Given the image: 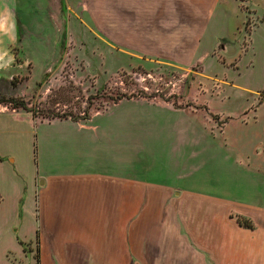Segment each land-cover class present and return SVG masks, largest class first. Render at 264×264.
I'll use <instances>...</instances> for the list:
<instances>
[{"label":"rangeland","instance_id":"obj_1","mask_svg":"<svg viewBox=\"0 0 264 264\" xmlns=\"http://www.w3.org/2000/svg\"><path fill=\"white\" fill-rule=\"evenodd\" d=\"M139 1L143 31L113 22L105 2L16 0L19 33L0 47V92L27 109L0 104V264H39L33 190L62 173L82 184L63 211L76 214L61 221L67 238L83 226L110 246L120 220L102 217L87 181L127 168L163 185L164 215L189 191L212 192L230 207L223 223L264 230L240 200L264 196V174L254 179L264 167V0H191L199 20L179 0ZM176 15L200 32L182 33ZM157 218L133 228L135 253Z\"/></svg>","mask_w":264,"mask_h":264},{"label":"crops","instance_id":"obj_2","mask_svg":"<svg viewBox=\"0 0 264 264\" xmlns=\"http://www.w3.org/2000/svg\"><path fill=\"white\" fill-rule=\"evenodd\" d=\"M95 1L111 5L112 20L117 25L143 28L142 31L147 27L150 28V22H141L149 19L138 10L137 5L142 3L139 0ZM179 1L199 20L198 16L202 15V11L195 6L196 3L191 0ZM16 18V0H0V47L6 45L7 38H16ZM174 19L178 22L177 28L181 27L180 31L182 33L185 31L184 34L186 29L189 32L200 30L199 28L193 30L195 29L192 26L193 23L190 25V20H181L179 15H176ZM158 20L159 24L165 23L166 14L159 16ZM163 30L166 31L165 33L174 32L166 27ZM147 31L151 34L150 29ZM155 39L157 38L153 40ZM259 166L254 172V179L258 182L264 174V167L259 168ZM128 170L127 168L126 174H115L113 178L87 181L88 185L94 186L93 191L90 192V195L93 193V196H90V202H95L102 212V217L110 218L111 224L112 220L116 221V226L120 220L121 226L112 230L110 228L112 236L110 246L104 243L107 239L105 235L100 234L94 238L83 226L77 227L75 231L78 233L73 235L74 237L70 234L69 238L64 237L68 231H64L61 221L66 218V215L71 217L75 211L70 212L71 216L68 210L66 213L63 211H65L66 203L77 200L81 195L80 181L72 182L69 179L70 175L62 173L55 181H51L50 178L44 179L42 186H39L36 191L33 190L39 200L37 230L39 264H103L109 253L111 258H108L107 263L104 264H264L263 227L253 229L252 225L251 228H247L244 225L243 227L232 226L230 221L223 223L224 210L229 206L224 204L219 194L212 192L204 194L198 190L189 191L187 195L176 200L170 212L164 215L160 209V204L166 202L163 185L149 180L136 181L133 169L130 172V178ZM104 176L110 175L104 174ZM4 180L0 178L1 185L4 184ZM49 199L53 204L47 205ZM16 200L21 207L20 193ZM240 200L244 202V209L252 212L257 218L256 222L262 226L264 196L256 192L252 201ZM16 211L17 209L14 214ZM19 216H22L21 210H19ZM73 216L75 218L76 214ZM155 216L158 217L156 224H154L156 220L152 222L155 230L151 225L146 228L147 233L152 231V240L148 237V243H141L142 245L137 247L138 253H135V225L140 227L143 222L151 221ZM161 228L164 229L163 235L160 234ZM181 228H184L190 239L181 235ZM164 237L175 239V244L167 245L161 242ZM16 239L14 241L18 246Z\"/></svg>","mask_w":264,"mask_h":264},{"label":"trees","instance_id":"obj_3","mask_svg":"<svg viewBox=\"0 0 264 264\" xmlns=\"http://www.w3.org/2000/svg\"><path fill=\"white\" fill-rule=\"evenodd\" d=\"M16 29H17V36H18L19 32H18V26L17 25H16ZM17 40H19V38H17ZM10 83L13 84V85H16L15 84L16 82L14 80H11ZM122 96L120 95L116 99H121ZM124 97H126V96H124ZM126 98H128V97H126ZM6 103H10L13 108L20 107V108H23V109H27V104L23 100L17 99V98H14V97L4 96L0 92V104H6ZM244 226L247 227V228H251V224L248 221L244 222ZM36 261L38 263L39 262V258H37Z\"/></svg>","mask_w":264,"mask_h":264},{"label":"water","instance_id":"obj_4","mask_svg":"<svg viewBox=\"0 0 264 264\" xmlns=\"http://www.w3.org/2000/svg\"><path fill=\"white\" fill-rule=\"evenodd\" d=\"M225 48V46L223 45V49ZM42 183H43V180H40V183L39 184H41L42 185Z\"/></svg>","mask_w":264,"mask_h":264},{"label":"clouds","instance_id":"obj_5","mask_svg":"<svg viewBox=\"0 0 264 264\" xmlns=\"http://www.w3.org/2000/svg\"><path fill=\"white\" fill-rule=\"evenodd\" d=\"M2 66H4V65H0V67H2Z\"/></svg>","mask_w":264,"mask_h":264}]
</instances>
